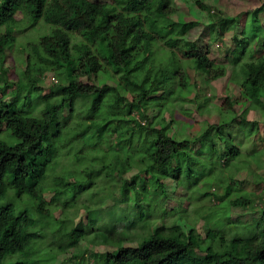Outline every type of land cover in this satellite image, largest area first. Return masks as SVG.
I'll list each match as a JSON object with an SVG mask.
<instances>
[{
  "label": "rangeland",
  "instance_id": "obj_1",
  "mask_svg": "<svg viewBox=\"0 0 264 264\" xmlns=\"http://www.w3.org/2000/svg\"><path fill=\"white\" fill-rule=\"evenodd\" d=\"M90 1L111 4V0ZM152 6V13L163 6L175 11L153 20L159 36L150 56L160 64L147 76L157 86L143 107L135 105L132 110H142L150 124L163 127L179 142L186 141L181 153L167 166V177L161 180L164 187L157 189L154 196L141 193L138 202L135 196L127 200L122 195L123 185L131 178L138 181L145 177L139 175V170L147 164L144 141L134 138L138 128L132 122V113L121 110L116 117L102 116L103 121L88 120L95 128L77 141L76 122L81 121L84 127L87 124L71 118L58 143V157L46 171L42 200L51 217H40L36 203L28 196L17 199L11 187L0 201V205L10 204L15 214L26 211L34 225L25 232L35 235L24 252L5 259L3 264H101V254L136 247L155 229L165 235L183 236L193 229L203 245L207 231L219 230L223 241L214 239L212 245L215 248L218 244L220 253L231 249L229 241L233 237L258 238L264 215V0H153ZM9 27L14 41L0 54V101L14 106L21 102L24 108L27 89L17 88L20 82L26 83V57L29 52L32 55L27 45L37 43L48 27L42 22L31 26L23 10L16 13ZM5 30L0 27V35ZM168 39H180L175 53L185 51L189 44L208 51L209 58L225 69V76L212 83L191 61L178 54L172 58V51L163 45ZM158 68L163 74L156 72ZM179 69L186 74L184 88L177 87L174 73ZM119 75L113 74V80ZM99 78L100 75L98 83ZM37 79L34 87L41 90L34 94L37 99H57L55 91L63 85L80 96L98 87L86 78L66 81L50 70ZM105 83L113 85L109 79ZM17 90L24 101L11 96ZM115 94L129 99L132 96L121 90L107 98H115ZM226 98L232 101V110L220 106ZM45 100H35L32 115L39 116ZM81 102L76 101L75 110ZM68 114L69 109L63 107L62 115ZM100 125L103 129H96ZM203 133H207L205 137ZM0 140L9 145L17 142L4 130ZM140 142L141 150L135 152ZM232 146L238 156L229 154L223 165L219 154ZM154 151L151 147L147 153ZM57 176L65 180L66 191L60 195L53 184ZM23 185L20 179L12 182V187ZM55 194L58 196L54 204H49ZM235 200L244 206H231ZM70 230L82 232L83 236L75 247L66 248Z\"/></svg>",
  "mask_w": 264,
  "mask_h": 264
},
{
  "label": "trees",
  "instance_id": "obj_2",
  "mask_svg": "<svg viewBox=\"0 0 264 264\" xmlns=\"http://www.w3.org/2000/svg\"><path fill=\"white\" fill-rule=\"evenodd\" d=\"M152 3L153 0H111V4L90 0H0V27H6L5 33L0 35V54L14 41L9 25L14 22L19 10L24 11L31 26L42 22L48 27V32L39 37L37 43L27 45L32 55L29 52L26 57V83L23 85L20 82L17 88L27 89V105L23 108L21 102L14 106L0 101V134L4 130L17 141L16 144L9 145L5 140H0V201L11 187L17 199L28 196L36 203V211L40 217H51L42 200L46 171L58 157L57 151L61 147L58 143L60 144L71 118L77 117L87 124L84 127L81 121L76 122L74 139L77 141L84 139L95 128L88 120L96 118L95 120L103 121L102 116L116 117L121 110L130 115L132 113V117L136 113L140 114L145 120L144 125L139 124L134 117L132 122L138 128L134 131V138L144 141V159L147 160L145 169L139 170V175H144L145 179L139 177L137 181V178H131L126 182L122 188L123 197L128 200L130 196H135L138 202L141 193L148 192L154 196L157 189L164 187L161 180L167 177V166L171 164L173 157L181 153L186 141L179 142L170 137L163 127L150 124L142 110L134 113L132 110L135 105L143 107L148 95L157 86L156 81H151L150 76H147L150 69L160 64L152 61L150 56L153 53V42L158 40L153 20L155 17L170 16L175 11L171 6H163L152 13ZM179 42L180 39L163 41V45L172 51V58L178 54L191 61L193 67L204 73L210 82L225 76V69L210 59L206 50L189 44L185 51L175 53ZM31 57L36 60L32 61ZM49 70L57 72L60 78L69 82L86 78L96 82L95 86L99 88L91 94L80 96L69 86L63 85L58 86L55 91L57 99L34 98V94L41 91L34 87L37 77ZM159 71L163 74L162 68L156 70L157 73ZM111 73L120 74L119 78L114 81ZM99 75L102 81L99 80L98 83ZM174 75L177 87L184 88L187 85L186 74L179 69ZM106 79L113 85L105 83ZM19 90L11 95L16 100L20 98ZM121 90L130 93L131 99L119 97L118 94H115V98H107ZM42 99L45 101L39 116L32 115L31 105L36 103L35 100ZM20 100L24 101L23 97ZM78 100L82 102L75 110L74 104ZM106 102L109 105L102 107ZM232 105V101L226 98L220 106L232 110ZM63 107L69 109L66 117L62 115ZM100 128L103 129V125L96 129ZM206 134L203 133L204 137ZM198 139L202 140V136ZM141 147L140 142L135 152L141 150ZM151 147L155 151L148 154ZM235 148L232 146L229 151L219 154L223 165L229 160V154H238ZM15 179L22 180L24 185L12 187ZM148 180L159 185H149ZM64 183L65 180L60 176L53 178L59 195L66 191ZM57 196L52 195L48 203L54 204ZM215 199L218 200L217 197ZM230 205L244 206L240 200L231 201ZM32 225L34 222L26 211L15 214L10 204L0 205V264L25 251L30 239L35 236L25 232ZM260 227L257 239L233 237L229 241L231 249L224 253L217 252L218 244L215 248L212 245L214 239L220 243L223 241L219 230L207 231L203 245V240L194 235L193 229L186 236L165 235L162 230L155 229L136 247H120L114 254H101L100 260L101 264H264V215L261 217ZM82 236V232L70 230L66 248L75 247ZM207 239L211 241L207 243Z\"/></svg>",
  "mask_w": 264,
  "mask_h": 264
},
{
  "label": "built area",
  "instance_id": "obj_3",
  "mask_svg": "<svg viewBox=\"0 0 264 264\" xmlns=\"http://www.w3.org/2000/svg\"><path fill=\"white\" fill-rule=\"evenodd\" d=\"M134 119L141 125L145 124V120L143 119V117L140 114H134Z\"/></svg>",
  "mask_w": 264,
  "mask_h": 264
},
{
  "label": "crops",
  "instance_id": "obj_4",
  "mask_svg": "<svg viewBox=\"0 0 264 264\" xmlns=\"http://www.w3.org/2000/svg\"><path fill=\"white\" fill-rule=\"evenodd\" d=\"M225 74H226V72H225ZM214 82H216V80L215 81H212V83H214ZM207 103V102H206ZM205 102H203V104H206ZM208 103H211V101H209ZM222 104V103H221ZM207 111V110H206ZM208 114V113H207ZM210 114H211V112H210ZM209 114V115H210Z\"/></svg>",
  "mask_w": 264,
  "mask_h": 264
}]
</instances>
